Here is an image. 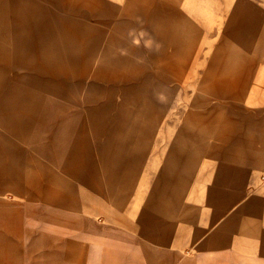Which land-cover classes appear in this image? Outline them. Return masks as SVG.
I'll list each match as a JSON object with an SVG mask.
<instances>
[{"label":"rangeland","instance_id":"1","mask_svg":"<svg viewBox=\"0 0 264 264\" xmlns=\"http://www.w3.org/2000/svg\"><path fill=\"white\" fill-rule=\"evenodd\" d=\"M233 6L0 0V100L10 92L28 103L18 145L28 156L48 144L59 152L57 170L79 181L83 211L107 204L132 220L172 205L178 222L195 226L203 205L234 202L233 166L250 160L263 184L264 64L252 41L227 34ZM45 96L66 108L48 122Z\"/></svg>","mask_w":264,"mask_h":264},{"label":"crops","instance_id":"2","mask_svg":"<svg viewBox=\"0 0 264 264\" xmlns=\"http://www.w3.org/2000/svg\"><path fill=\"white\" fill-rule=\"evenodd\" d=\"M225 2L233 3L237 21L227 34L252 41L250 50L262 54L254 63L264 64V0ZM4 95L0 100V264H264V183L257 178L256 159L233 166V174L239 176L234 202L203 205L195 226L178 222L172 205L144 207L136 220L107 204L86 212L79 181L74 174L57 170L63 158L59 152L48 144L39 148V155L28 156V146L18 145L17 133L28 134V103L10 92ZM39 101L43 122L55 110H66L59 98L45 96ZM62 127L60 123L56 128L58 151L64 140ZM35 164L46 166L32 169ZM259 170L264 176V166Z\"/></svg>","mask_w":264,"mask_h":264}]
</instances>
